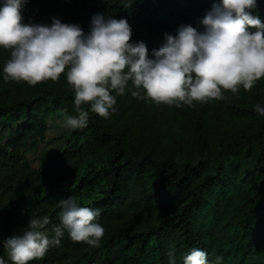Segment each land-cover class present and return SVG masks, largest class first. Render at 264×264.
I'll list each match as a JSON object with an SVG mask.
<instances>
[{
	"label": "trees",
	"instance_id": "16d2710c",
	"mask_svg": "<svg viewBox=\"0 0 264 264\" xmlns=\"http://www.w3.org/2000/svg\"><path fill=\"white\" fill-rule=\"evenodd\" d=\"M220 0H28L24 22L77 23L85 32L96 13L126 18L132 41L149 51L165 32L198 18ZM264 21V0L253 10ZM8 50L0 48V126L15 134L0 143V241L22 234L31 216L58 224L69 196L100 209L105 234L99 247L71 240L30 264H177L192 248L223 256L222 264H264V78L251 91L224 90V99L183 108L117 97L105 119L70 132L67 146L40 169L25 153L43 139L50 110L75 115L66 75L30 86L5 82ZM87 107V106H85ZM51 224L49 227H51ZM0 255H4L0 243Z\"/></svg>",
	"mask_w": 264,
	"mask_h": 264
},
{
	"label": "clouds",
	"instance_id": "9594fccd",
	"mask_svg": "<svg viewBox=\"0 0 264 264\" xmlns=\"http://www.w3.org/2000/svg\"><path fill=\"white\" fill-rule=\"evenodd\" d=\"M28 0H0V48L8 50L3 66L5 82L36 86L66 75L74 92L75 115L65 114L68 129L88 126L90 112L105 119L117 111V97L131 95L149 104L183 108L224 99V90L245 91L264 78V21L253 14L257 0H220L198 24H181L165 32L159 47L149 51L143 40L132 41L126 18L96 13L87 32L77 23L51 17V23L24 22ZM128 6V0H122ZM87 106V107H85ZM254 110L264 116V105ZM59 223L31 216L28 228L0 241V264H30L59 246L67 236L99 247L105 227L100 209L69 196L60 201ZM51 224V227L49 225ZM177 264L175 249L167 253ZM223 256L192 248L183 264H222Z\"/></svg>",
	"mask_w": 264,
	"mask_h": 264
},
{
	"label": "rangeland",
	"instance_id": "374dc122",
	"mask_svg": "<svg viewBox=\"0 0 264 264\" xmlns=\"http://www.w3.org/2000/svg\"><path fill=\"white\" fill-rule=\"evenodd\" d=\"M66 113L63 109L50 110L44 120L43 139L32 150L25 153L29 165L34 169L42 168L52 157L60 154L67 146L68 137L72 130L65 128L62 124ZM24 123L21 118L12 122L11 128L0 126V143L5 142L10 135L15 134L16 127Z\"/></svg>",
	"mask_w": 264,
	"mask_h": 264
}]
</instances>
